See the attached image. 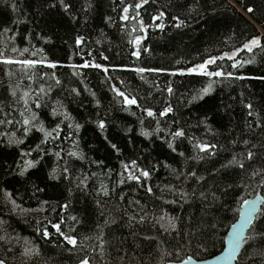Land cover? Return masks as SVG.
<instances>
[{
    "label": "trees",
    "instance_id": "1",
    "mask_svg": "<svg viewBox=\"0 0 264 264\" xmlns=\"http://www.w3.org/2000/svg\"><path fill=\"white\" fill-rule=\"evenodd\" d=\"M64 2L70 5L67 12L59 0H0V52L43 62L31 69L0 64V120L4 113L20 119V97L28 92L29 106L45 128L59 123L63 129L60 139L43 145L47 154L24 158L39 163L20 175V152L35 148L43 136L33 129L24 144L9 145L12 133L23 138L20 125L0 124V259L5 264H80L88 256L90 264H172L179 263L177 252L198 261L221 253L239 219L235 210L241 198L264 199V175H252L264 173V48L238 51L253 37L264 45V0H148L139 9L135 5L142 0ZM130 5V18L124 20L123 9ZM160 13L164 16L154 19ZM173 17L184 22L181 27ZM24 48L28 52L21 55ZM234 52L235 58L228 59ZM222 56L209 68L223 71V77L187 72ZM85 63L101 67H82ZM209 83L212 90L200 99ZM117 90L137 105H127ZM38 99L46 106L35 109ZM168 107L172 111L161 116ZM53 108L71 119L53 117ZM177 130L185 135L174 138ZM196 143L217 145L210 150L215 155L199 152ZM248 150L255 154L252 160L246 158ZM234 155L244 169L222 167ZM132 160L151 173L149 179H127L123 165ZM192 171L203 179L197 182ZM181 191L189 195L182 199ZM172 218L177 230L164 231L161 224ZM61 221V230L77 238L76 247L52 227ZM45 229L48 238L42 235ZM247 237L254 239L243 243L236 264H264V200ZM25 249L39 255L25 256Z\"/></svg>",
    "mask_w": 264,
    "mask_h": 264
},
{
    "label": "snow or ice",
    "instance_id": "2",
    "mask_svg": "<svg viewBox=\"0 0 264 264\" xmlns=\"http://www.w3.org/2000/svg\"><path fill=\"white\" fill-rule=\"evenodd\" d=\"M5 2H7V0H5ZM148 2V0H142V3H137L135 5V8L139 9L143 6V4H146ZM60 5L64 8V10L67 12L70 8L69 4H65L64 0H59ZM12 10L15 12L17 11V6L15 3H13L12 5ZM52 7H56L55 4L52 5ZM131 7H125L123 9V12L125 13V15L122 17V19L124 20H128L130 17L127 15V13L129 12V8ZM253 9L249 8L248 12H252ZM137 16H139V12H137ZM164 16V13H160V15L158 17H155L154 19H161ZM134 19V17H133ZM173 20H176V27L179 28L181 27V25L184 23L183 21L179 20V17H173ZM142 25V22H141ZM160 27H163V25H160ZM142 30H143V25H142ZM5 31H10V29H5ZM82 38H78L77 39V44L81 43ZM136 44L140 43V39L137 38L135 41ZM254 48H264V45L261 44V39L260 37H253L251 40H249L247 43H245L243 45V48L238 50V51H243V50H247L249 52H251ZM12 51H17L16 48H13ZM28 52L27 48H24L23 51L21 52V55H23V53ZM134 56L139 57L140 53L139 51H135L133 52ZM236 56V53H232L231 55H228L227 58L228 59H234ZM217 59H224V57H212L209 58L207 60H205L203 63H199L196 64L195 66H193L192 68L187 69V72L189 74L195 73V74H199L202 76H207V77H223L225 75V73L223 71H217V70H210L209 66L213 65L216 63ZM251 61H249L250 63ZM38 63H43L42 61H35V60H31V59H12V58H8L5 57L4 54L2 52H0V64H4V65H13V64H19V65H23L26 66L28 68H34ZM57 65L56 64H48L47 67L50 68H55ZM237 65L234 63L232 65V67H236ZM82 67H95V68H100L101 65L99 64H89V63H85L84 65H82ZM105 72L108 71L107 68L104 69ZM136 71L138 72H145V71H155L154 69H144V68H139L136 69ZM10 74V73H9ZM175 74V73H173ZM181 75H183L184 73L181 72ZM229 77L232 76L231 73L227 74ZM240 79H243V77H239ZM56 84H60V81L57 79ZM212 90V84L209 83L207 87H205L202 90V95L199 96L200 99H203L204 95H207L210 91ZM42 93H44L45 95H47L48 93L45 92V90L42 88L40 90ZM73 91L75 92L76 90L73 89ZM172 88L169 87L168 88V92L172 93ZM12 96L15 97L16 96V92L12 91ZM78 94V93H77ZM117 94L121 97L124 98L125 103L127 105H137V100L135 98H129L128 96L125 95L124 92L118 91L117 90ZM29 96L28 92H24L22 97H20V99L23 100V104H24V110L21 111L19 113L20 119H15V118H8L9 117V113H4V119L0 120V124L6 123L9 125H13V124H19L20 125V129L18 130H22V137L23 138H17L15 133L11 134V137L9 138V145H22L25 143V138H27L29 136V134L33 131V129H35L37 132L41 133L43 138L40 139V142L38 144H36L35 148L28 150V151H21L20 152V157L21 160H23V168L20 172V175H23L24 172H26L28 169L30 168H34L36 166L37 163H39V161H34L32 159H24L25 157H31L33 152H44L45 154H47L46 149L43 147V145L47 144L49 139L56 141L58 139H60V133L63 131V129L60 127V124L57 123L56 126L54 128H52L51 130H48L45 128L43 122L40 120V115L37 111L33 110L32 107L29 106V100L27 99V97ZM42 99V98H41ZM193 99H196V97H194ZM34 105H35V109H40L46 105L41 103V100L38 99L36 101H33ZM58 103V102H57ZM249 112L248 115L249 116H253V112L251 111L252 109V105L249 104L247 105ZM147 116L149 117H153L154 113L152 110L150 109H145ZM172 109L171 107H168L164 110V112L160 113L161 116L163 115H167L169 112H171ZM0 112H4L3 108H0ZM51 115L53 117H57V116H63L64 120H70L71 117L67 112H59L57 111L55 108H53ZM257 127H260V123L259 121H257L256 124ZM67 127L72 128L73 125L71 123H69L67 125ZM251 127V125H250ZM76 130H78L80 128L79 124L75 125ZM99 128L101 130H103L105 128V124L103 121H101L99 123ZM145 136L149 135L148 133H143ZM5 135H7V133H5ZM185 135L183 130H177L173 133V137H183ZM71 137H66V139H70ZM233 143H236V141H233ZM250 143V141L248 140H244L243 144L244 145H248ZM112 147L115 149L117 146L115 144H112ZM168 147L171 148L173 151H175V148L173 147V144L169 143ZM194 147L199 149V152L201 153H209L211 155H215L214 152H210L211 149H215L217 147V145L215 144H206V143H196L194 145ZM253 147H255V145H253ZM55 155L57 157H60V153L57 152L55 153ZM70 156H76L77 154L75 152H70L69 153ZM180 155H183V153H180ZM254 153L251 150L247 151L246 154V158L248 160H252L254 158ZM195 159H203L202 156H198V157H194ZM238 166L240 169H244L245 168V164L242 160L237 159V157L234 155L232 157V159L230 161H228L227 164L223 165L222 167H228V166ZM167 166V165H166ZM125 172H127V179L129 181H136L137 183H140L142 179H149L151 173L148 170L145 169H141L139 168V165L137 164V161L132 160L130 162V164H124L123 165ZM65 172H68V169L65 168L64 169ZM139 174H136V173ZM123 175V174H122ZM189 175L192 178H195L197 180V182H199V180L203 179V177H198L197 173L195 171H192L189 173ZM253 177L257 176V175H264V173H260L259 171H255L252 173ZM179 178V177H177ZM125 181L123 179H121L120 183L123 184ZM147 191L149 193L152 192V188L148 187ZM109 193L107 190L104 191V195L107 196ZM189 194L187 192L181 191L180 192V196L182 199L186 198ZM193 195H195V193H193ZM201 195H203V193H201ZM214 195V194H213ZM6 198H11V193H5ZM121 199H123V197H121ZM241 208L236 209L235 211L240 213V225L237 224H233L231 227L233 229V233L232 236L228 238L227 240V244H228V251L225 253L226 257H230V255L232 254V252L235 250V248L237 246H239L240 244V237H239V230L243 227V224L249 222L250 217H251V213L255 208V202H250L247 199H243L241 198ZM13 204H15V201L12 200L11 201ZM138 203V202H137ZM245 205H247L248 207H244ZM18 207V206H17ZM64 208H67V205L63 206ZM71 219L73 221L76 220V217L73 216L71 217ZM130 220H135V217H130ZM161 220H163L164 218L161 217ZM176 218H172L169 219L168 221V225L165 226L164 224H161V227L164 228V231H176L177 227L176 224L173 222ZM144 217L141 216L140 217V221L139 222H143ZM159 222V221H158ZM63 223V221H61L60 223H56L53 224L52 227L55 228L56 232L61 235L63 237V239L69 244L72 245L73 247H76L78 241L77 238L75 236L69 235V234H65L62 230H61V224ZM73 231H75V229H72ZM42 235L45 238L49 237V232L45 229L42 233ZM0 239H2V237H0ZM98 240L101 241L99 247L101 249V255H103V249H104V242L102 239V236H98L97 237ZM250 239H254V237H246L243 240V243L247 244L248 241ZM25 256H31V255H39L38 250L36 249H25L24 253ZM177 259L179 260V264H202L201 261L198 260H194L192 256H188L187 259H183L180 258V254L179 252L176 253ZM0 264H5V261L3 259H0ZM80 264H90V257L85 256L83 259L80 260Z\"/></svg>",
    "mask_w": 264,
    "mask_h": 264
},
{
    "label": "water",
    "instance_id": "3",
    "mask_svg": "<svg viewBox=\"0 0 264 264\" xmlns=\"http://www.w3.org/2000/svg\"><path fill=\"white\" fill-rule=\"evenodd\" d=\"M263 200L264 199L260 196H256L255 198L248 200L250 202H255V208L251 213L249 222L243 224V227L239 230V237H240L241 242L239 246H237L235 250L232 252L230 257H226L225 253L228 251L227 240L229 237L232 236V233H233L232 227L228 231L227 238H226V244H225L223 251L209 259L201 260L202 264H236L238 256L240 255L241 250H242L243 240L244 238L247 237L252 224L254 223L257 215L259 214ZM244 207H248V206L245 205ZM235 224L240 225V215H239V219L237 220ZM172 264H179V263H172Z\"/></svg>",
    "mask_w": 264,
    "mask_h": 264
},
{
    "label": "rangeland",
    "instance_id": "4",
    "mask_svg": "<svg viewBox=\"0 0 264 264\" xmlns=\"http://www.w3.org/2000/svg\"><path fill=\"white\" fill-rule=\"evenodd\" d=\"M24 68H25V69H31V68H28V67H26V66H24Z\"/></svg>",
    "mask_w": 264,
    "mask_h": 264
}]
</instances>
